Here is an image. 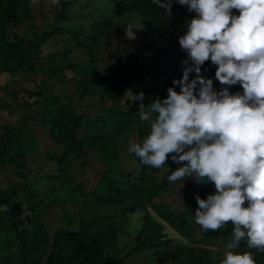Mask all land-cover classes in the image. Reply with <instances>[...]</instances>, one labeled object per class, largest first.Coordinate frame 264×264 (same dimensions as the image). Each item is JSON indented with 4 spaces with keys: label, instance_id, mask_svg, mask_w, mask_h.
I'll use <instances>...</instances> for the list:
<instances>
[{
    "label": "rangeland",
    "instance_id": "obj_1",
    "mask_svg": "<svg viewBox=\"0 0 264 264\" xmlns=\"http://www.w3.org/2000/svg\"><path fill=\"white\" fill-rule=\"evenodd\" d=\"M5 1L1 2V15L6 8ZM62 1L20 0L15 11L19 21L9 28L7 36L20 38L26 44L57 25L70 30L53 34L27 58L22 50L15 53V50L8 52L0 48V188L22 203L20 224L33 228L42 222L50 233L56 227L98 231L111 226L115 228V244L107 247L106 251L121 255L135 243L137 233L143 227V215L148 212L151 219L146 231L159 227L163 235L160 239H167L168 246L166 252H163V244L141 250L134 254V262L199 264L196 258L204 247L212 261L224 258L225 240L219 244H207L200 231L183 228L185 235L147 204L130 210L129 202L117 204L98 199L90 190L99 176L92 168L87 170L85 185L80 189L74 181L56 175L60 170L48 155L60 150L61 146L51 140L47 126L42 122L50 95H56L78 113L86 111L93 115L111 110L113 113L130 111L140 116L137 94L144 93L147 110L152 99L167 96L168 87L172 86L174 79L182 76L186 66L182 63L185 58L179 51L181 47L171 46L151 31L137 29L135 39L126 38V26L141 21L143 17L126 0H70L66 19L55 16L61 10ZM174 10L184 12L187 8L176 4L171 13ZM105 14L121 27L117 33L113 32V27L107 29L96 42L94 55H91L86 45L78 44L76 32L84 41L92 20ZM117 45L131 49L125 70L129 86L119 97L111 99L101 96L99 77L104 68L113 63ZM147 48H167L170 51V56L162 61L159 73L154 77H150V71L155 56L147 53ZM17 53L25 60L23 66L15 65ZM69 63L72 66L68 67ZM28 65L33 67L27 68ZM93 68L97 69L96 76L90 74ZM194 77L191 72L189 79ZM84 84L87 93H82ZM218 84L222 87L219 81ZM176 90L179 91V86ZM147 125L150 129L148 122ZM95 164L101 167L100 162ZM192 179L195 177L171 182L169 188L162 192V198L171 207L181 209L185 198L197 204V195L206 198L215 191L207 183L198 184ZM182 187H186L184 196L181 195ZM6 208V205H0L2 213ZM1 235L5 242L0 244V255L18 252L9 246L11 232L2 228ZM10 263L20 264V261L16 257ZM256 264H264V258L258 259Z\"/></svg>",
    "mask_w": 264,
    "mask_h": 264
},
{
    "label": "clouds",
    "instance_id": "obj_2",
    "mask_svg": "<svg viewBox=\"0 0 264 264\" xmlns=\"http://www.w3.org/2000/svg\"><path fill=\"white\" fill-rule=\"evenodd\" d=\"M171 17L174 0H153ZM195 15L179 37L187 53L183 74L172 81L167 96L156 97L145 110L138 93L139 119L150 130L130 140L146 166L160 169L171 160L179 165L170 182L190 179L210 183L215 191L196 196L195 223L204 231L232 225L221 264H256L252 251L264 252V0H175ZM238 13V14H237ZM145 25L126 26L136 38ZM216 66L212 78L200 75L206 61ZM195 72L194 78L189 74ZM241 85L243 91L229 88ZM179 86V91L176 87Z\"/></svg>",
    "mask_w": 264,
    "mask_h": 264
},
{
    "label": "trees",
    "instance_id": "obj_3",
    "mask_svg": "<svg viewBox=\"0 0 264 264\" xmlns=\"http://www.w3.org/2000/svg\"><path fill=\"white\" fill-rule=\"evenodd\" d=\"M142 15L143 30L151 31L163 37L173 47L179 46V37L187 29L189 20L195 15L188 10L172 12L171 17L164 9L159 8L153 0H126ZM0 0V7H1ZM70 0H63L61 10L55 15L66 19V7ZM175 0L172 4L175 6ZM6 8L0 14V48L8 52H20L26 54V58L38 50L42 42L53 36L70 30L64 25H57L47 31H43L36 39L24 44L20 38H8V30L15 26L19 18L15 14L20 0H6ZM172 10V9H171ZM63 24V23H59ZM110 27L117 33L121 25H115L110 15L105 14L95 17L90 25L89 33L84 41L76 32L79 45H86L87 51L94 55L95 44L103 33ZM74 31V30H72ZM147 53L155 56V62L151 66L150 77L156 76L162 61L170 56L167 48H147ZM186 58L187 53L179 50ZM131 54V49L122 45L115 47V56L112 64L104 68L99 77L101 96L111 99L117 98L129 86L126 81V61ZM23 57L15 56V65L23 66ZM14 59V58H13ZM93 59H91V62ZM28 65L27 68H32ZM72 66V63L67 65ZM216 66L211 61H206L201 67L200 75L212 78L213 86L219 90L221 86L215 78ZM97 69L93 68L91 75H97ZM195 75L196 73L193 72ZM223 87V86H222ZM229 91L242 92L240 85H233ZM87 86H82V93H87ZM45 105V115L42 122L47 126V133L54 143L61 146L60 150L48 155V159L54 162L58 169L57 176L74 181L77 188H83L87 179L86 172L93 169L97 172L98 180L90 189L98 199L111 203L124 204L129 202V209L135 210L147 204L153 208L159 217L169 222L173 227L182 230H198L207 244H219L225 240L226 244L232 236V225L229 223L225 229L218 231H204L195 223V210L198 205L185 198L183 208L171 207L162 198V192L170 186L168 176L177 165L169 157L167 164L160 169L143 165L134 153H130L129 141L142 140L149 132L147 122H142L139 116L130 111L113 113L100 112L90 114L86 111L76 112L72 107L62 103L56 95H50ZM5 132V131H4ZM3 132V133H4ZM15 156H18L17 154ZM95 162H100L97 167ZM214 187L213 184L207 183ZM181 188V195L184 189ZM195 200V198H194ZM0 205H6L4 213L0 211V244L5 242L1 235L2 228L11 232L9 246H13L18 252L9 255H0V264H12L10 261L16 257L20 264H143L134 262L133 256L141 250L163 244V252L168 246L167 239L163 236L159 227L146 231L150 214L143 215V227L136 236L135 243L129 250L121 255H113L106 251L107 247L115 244V228L107 227L104 230L84 231L83 229H68L56 227L50 233L42 222L33 228L23 227L20 224V216L23 212L22 203L12 198V194L0 188ZM190 212H193L190 214ZM150 228V226H148ZM152 231V232H151ZM193 231V232H194ZM186 235V233H184ZM196 258L199 264H221L222 259L212 261L207 249ZM240 251H252L256 261L264 258V252L255 249H247L242 242Z\"/></svg>",
    "mask_w": 264,
    "mask_h": 264
},
{
    "label": "crops",
    "instance_id": "obj_4",
    "mask_svg": "<svg viewBox=\"0 0 264 264\" xmlns=\"http://www.w3.org/2000/svg\"><path fill=\"white\" fill-rule=\"evenodd\" d=\"M50 38V37H49Z\"/></svg>",
    "mask_w": 264,
    "mask_h": 264
}]
</instances>
